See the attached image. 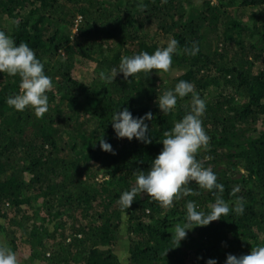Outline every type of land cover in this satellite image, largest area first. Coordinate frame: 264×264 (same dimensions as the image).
Listing matches in <instances>:
<instances>
[{
  "label": "trees",
  "instance_id": "trees-1",
  "mask_svg": "<svg viewBox=\"0 0 264 264\" xmlns=\"http://www.w3.org/2000/svg\"><path fill=\"white\" fill-rule=\"evenodd\" d=\"M0 31L26 43L52 81L37 118L7 105L20 79L0 73V244L17 264H225L264 246V0H0ZM173 38L168 73L101 78L122 56ZM194 42L199 52L186 54ZM179 80L206 101L209 142L196 158L224 185L229 207L242 197L245 211L194 228L174 248L186 201L207 213L211 192L193 182L196 194L168 209L140 194L122 210L118 199L190 111L191 95L167 115L156 103ZM124 108L152 113L151 143L116 137L112 116ZM102 138L115 154L101 150Z\"/></svg>",
  "mask_w": 264,
  "mask_h": 264
},
{
  "label": "clouds",
  "instance_id": "clouds-1",
  "mask_svg": "<svg viewBox=\"0 0 264 264\" xmlns=\"http://www.w3.org/2000/svg\"><path fill=\"white\" fill-rule=\"evenodd\" d=\"M142 7V5H140ZM186 54L195 56L199 52L195 42L191 48L183 50ZM178 53V41L169 39L163 48H157L154 53L140 52L131 57L122 56L118 68L111 69V74L102 79L111 81L118 74H122L125 80L134 78L138 74L149 75L153 70L160 76L168 73L172 66V57ZM0 73L12 77H19V93L9 96L6 100L8 106L16 111L23 112L31 109L37 118L42 117L49 107L48 92L52 88L51 78L45 74L44 64L36 57L35 52L24 42L17 45L14 39L4 31H0ZM191 95V106L182 119L174 123L169 132L164 133L161 152L152 160L147 172L139 171L136 175L135 186L124 191L118 204L122 210L131 208L135 198L147 195L149 199L159 203L168 209L174 201L183 197L195 195L189 186L195 183L198 188L211 192L215 196V202L209 205V211L198 210L193 200H187L185 204L186 217L183 223L175 225L171 235L175 247L179 248L181 242L186 239L189 231L196 227H205L214 221L221 220L222 216L230 212L243 214L245 211L243 198L238 197L234 206L222 198L224 185L217 182V175L211 167H205L196 157L205 149L209 137L202 127L201 117L206 110V101L194 92V85L185 80H179L173 89L164 91L157 97L156 103L164 115L172 112L178 98ZM152 113H146L142 117H134L124 108L112 116V128L118 139L135 138L142 143H151L149 125L146 121L152 120ZM102 151L114 153L110 143L104 138L99 139ZM239 187H234L232 193L239 192ZM0 264H17L16 254L6 245L0 244ZM206 264H218L215 259H208ZM225 264H264V246L253 248L247 255L227 256Z\"/></svg>",
  "mask_w": 264,
  "mask_h": 264
},
{
  "label": "rangeland",
  "instance_id": "rangeland-1",
  "mask_svg": "<svg viewBox=\"0 0 264 264\" xmlns=\"http://www.w3.org/2000/svg\"><path fill=\"white\" fill-rule=\"evenodd\" d=\"M90 71H93L94 72V67L93 66L90 67Z\"/></svg>",
  "mask_w": 264,
  "mask_h": 264
}]
</instances>
